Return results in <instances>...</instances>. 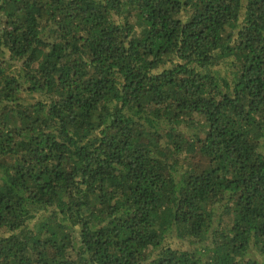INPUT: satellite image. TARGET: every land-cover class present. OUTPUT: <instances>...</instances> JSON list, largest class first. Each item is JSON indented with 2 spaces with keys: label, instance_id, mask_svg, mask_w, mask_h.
<instances>
[{
  "label": "trees",
  "instance_id": "obj_1",
  "mask_svg": "<svg viewBox=\"0 0 264 264\" xmlns=\"http://www.w3.org/2000/svg\"><path fill=\"white\" fill-rule=\"evenodd\" d=\"M263 139L264 0H0V264H264Z\"/></svg>",
  "mask_w": 264,
  "mask_h": 264
},
{
  "label": "rangeland",
  "instance_id": "obj_2",
  "mask_svg": "<svg viewBox=\"0 0 264 264\" xmlns=\"http://www.w3.org/2000/svg\"><path fill=\"white\" fill-rule=\"evenodd\" d=\"M263 142H264V139H263ZM178 244H180V247H191V245H190V242H179ZM175 245H177V244H175Z\"/></svg>",
  "mask_w": 264,
  "mask_h": 264
}]
</instances>
